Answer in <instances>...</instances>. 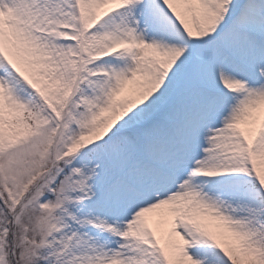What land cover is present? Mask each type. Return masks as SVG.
<instances>
[{"label":"snow or ice","instance_id":"obj_1","mask_svg":"<svg viewBox=\"0 0 264 264\" xmlns=\"http://www.w3.org/2000/svg\"><path fill=\"white\" fill-rule=\"evenodd\" d=\"M0 264H264V0H0Z\"/></svg>","mask_w":264,"mask_h":264}]
</instances>
